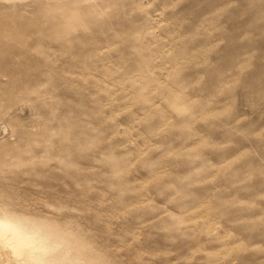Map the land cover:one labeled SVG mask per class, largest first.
<instances>
[{
	"label": "rangeland",
	"instance_id": "374dc122",
	"mask_svg": "<svg viewBox=\"0 0 264 264\" xmlns=\"http://www.w3.org/2000/svg\"><path fill=\"white\" fill-rule=\"evenodd\" d=\"M0 215L56 264H264V0H0Z\"/></svg>",
	"mask_w": 264,
	"mask_h": 264
},
{
	"label": "bare ground",
	"instance_id": "6f19581e",
	"mask_svg": "<svg viewBox=\"0 0 264 264\" xmlns=\"http://www.w3.org/2000/svg\"><path fill=\"white\" fill-rule=\"evenodd\" d=\"M56 241L54 236L41 232L34 224L0 215V264L4 262V251L19 257L23 253L22 249H28L29 258L35 257L34 264H56L57 260L51 257L57 251L54 246Z\"/></svg>",
	"mask_w": 264,
	"mask_h": 264
}]
</instances>
